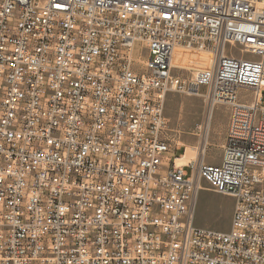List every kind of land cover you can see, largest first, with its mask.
Returning <instances> with one entry per match:
<instances>
[{
	"label": "built area",
	"instance_id": "built-area-1",
	"mask_svg": "<svg viewBox=\"0 0 264 264\" xmlns=\"http://www.w3.org/2000/svg\"><path fill=\"white\" fill-rule=\"evenodd\" d=\"M170 92L203 96L199 139L228 106L218 164L168 157ZM0 264H264V0H0Z\"/></svg>",
	"mask_w": 264,
	"mask_h": 264
},
{
	"label": "rangeland",
	"instance_id": "rangeland-1",
	"mask_svg": "<svg viewBox=\"0 0 264 264\" xmlns=\"http://www.w3.org/2000/svg\"><path fill=\"white\" fill-rule=\"evenodd\" d=\"M135 50L136 54L142 52L139 60L143 61L146 52L140 51L137 45ZM186 58L188 63L182 71L185 75H189L194 69L204 67L209 61L208 54L201 51L189 54L186 52ZM137 67H140V64H137ZM228 114L227 105L216 104L211 113L208 129L204 130L203 137L199 139L195 135L194 127L208 116L203 96L170 92L164 99V115L168 121V135L172 140V146L182 142L197 147L200 140L206 141V161L209 164H218L221 160V145L225 140ZM179 153L180 151L175 155ZM190 170V167L185 169L187 174ZM233 202L231 196L213 191L206 181H201L197 194L195 224L217 231H227L231 223Z\"/></svg>",
	"mask_w": 264,
	"mask_h": 264
},
{
	"label": "bare ground",
	"instance_id": "bare-ground-1",
	"mask_svg": "<svg viewBox=\"0 0 264 264\" xmlns=\"http://www.w3.org/2000/svg\"><path fill=\"white\" fill-rule=\"evenodd\" d=\"M201 52H205V51H201ZM205 53H207V52H205ZM207 54L209 56V61L202 68H207L210 65L211 55L209 53H207ZM182 144H183L182 142H178L177 145H182ZM184 145L186 147L185 153H184V155H182L181 157L176 159V161H175L176 165H182V164L187 163L189 160L194 159L196 157V153H197L196 146L192 147L190 144H184Z\"/></svg>",
	"mask_w": 264,
	"mask_h": 264
},
{
	"label": "crops",
	"instance_id": "crops-1",
	"mask_svg": "<svg viewBox=\"0 0 264 264\" xmlns=\"http://www.w3.org/2000/svg\"><path fill=\"white\" fill-rule=\"evenodd\" d=\"M228 120V119H227ZM227 126V125H226ZM192 146V145H191ZM192 147H194V146H192ZM185 149H186V147H185ZM180 151V153L178 154V155H175V153H177V152H179ZM182 155H184V151H183V147L181 146V145H178V146H176V145H173L171 148H170V150H169V152H168V157H170V159L173 161V159H178L179 157H181ZM185 164V163H184ZM183 165V164H182Z\"/></svg>",
	"mask_w": 264,
	"mask_h": 264
}]
</instances>
